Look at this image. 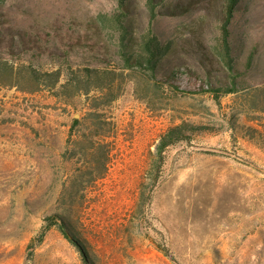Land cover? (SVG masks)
I'll return each mask as SVG.
<instances>
[{"label":"rangeland","instance_id":"1","mask_svg":"<svg viewBox=\"0 0 264 264\" xmlns=\"http://www.w3.org/2000/svg\"><path fill=\"white\" fill-rule=\"evenodd\" d=\"M224 1L155 0L151 21L148 0H129L137 34L152 25L174 42L157 81L123 71L111 34L90 30L117 0L7 1V40L30 32L51 51L72 47L71 64L97 66L107 89L89 98L0 86V264H264V0L237 6L245 89L218 101L208 91L228 76L202 55L219 47ZM181 125L200 130L169 147L141 199L150 150Z\"/></svg>","mask_w":264,"mask_h":264},{"label":"trees","instance_id":"2","mask_svg":"<svg viewBox=\"0 0 264 264\" xmlns=\"http://www.w3.org/2000/svg\"><path fill=\"white\" fill-rule=\"evenodd\" d=\"M8 0H0V19ZM118 8L112 13L100 14L91 24L93 35L97 32L111 34L115 52L122 62V69L129 73H140L148 76L151 81H157L162 77L166 62L170 61L173 50V41L163 42L154 31L152 25L142 34H137L132 22L129 10V0H117ZM151 21H154L156 5L155 0H148ZM224 18L221 23L219 47L216 52L209 50V54L202 55L203 61L218 62L226 72L229 81H221L216 88H210L208 92L215 95L220 101L222 96L232 95L243 91V82L239 81L240 69L237 67V59L234 56L231 26L240 0L224 1ZM2 25V24H0ZM95 45L87 46L88 55L94 56ZM45 52L51 54V62L46 67L37 63L44 58ZM72 47L64 50L51 49L44 45L41 37L33 33H27L22 40H7L5 34L0 31V86L16 87L24 93H37L49 90L58 95L72 91L74 96L85 95L94 97V93H104L106 87L100 83L101 71L97 66H73L71 59L74 56ZM9 56L10 58H7ZM39 59V61H38ZM249 59L247 65L252 63ZM173 74V73H172ZM174 76V75H173ZM63 81V82H62ZM61 92V93H62ZM96 99V97L94 98ZM78 123V122H77ZM186 125L177 126L164 134L154 150H150L146 167V183L143 184L141 199L146 191L155 189L166 160V152L170 146L187 139V130H200ZM102 137V136H98ZM150 190V191H151ZM50 225H57L56 217L49 218ZM61 230L66 238L80 249L86 261L89 260L83 244L70 232L66 221L61 225Z\"/></svg>","mask_w":264,"mask_h":264}]
</instances>
